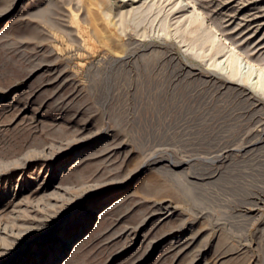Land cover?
Wrapping results in <instances>:
<instances>
[{
    "label": "rangeland",
    "instance_id": "374dc122",
    "mask_svg": "<svg viewBox=\"0 0 264 264\" xmlns=\"http://www.w3.org/2000/svg\"><path fill=\"white\" fill-rule=\"evenodd\" d=\"M193 1L264 26V0ZM123 3L0 0V264H264V86L173 0Z\"/></svg>",
    "mask_w": 264,
    "mask_h": 264
},
{
    "label": "bare ground",
    "instance_id": "6f19581e",
    "mask_svg": "<svg viewBox=\"0 0 264 264\" xmlns=\"http://www.w3.org/2000/svg\"><path fill=\"white\" fill-rule=\"evenodd\" d=\"M126 1H130V2L132 1L133 3L134 1H138V0H112V1L106 0V9L112 10L115 7H120L121 6L120 4ZM173 3H174L173 6L179 10L178 12H183V15L185 14L186 16L189 17L192 16L191 18H193V21L197 23L195 34L198 35V37L200 38L201 44L206 46L208 45V47H210L213 50L214 55H218V58H221L215 61V64L219 66L220 70L229 73V74L226 73L225 74L228 76L231 75V77L234 74L235 75L241 74L243 80L244 79L249 80L251 78H255V80L254 81L252 80L253 82L251 83L253 88L264 86V58L263 60L262 59L259 60L253 56L249 57L247 55L248 56L247 57L245 55V51L241 50L242 45L236 44V40H235L236 38L235 32L237 33L239 32V33H245L247 36H249V38L255 39L256 41H258V44L263 43L264 26L261 27L263 30L260 28V26H255V25L235 26L234 30H230L229 27L225 32L224 30H222L223 32L222 31L220 32V30L218 29V23L215 20L208 19L205 23L203 22L204 24L200 21L201 18L207 19V17L203 16V11L200 9V7L197 6V4L193 0H173ZM1 12L2 13H0V17L3 15L4 11L2 10ZM8 27L9 24L7 23L4 26V28L0 30V34L6 29H8ZM252 75L253 77H251ZM134 192H130V194L132 195ZM120 200H123L122 196ZM108 209H110V207ZM103 217L104 216L101 215L100 222L103 219ZM97 229L98 228H96V230ZM94 232L95 230H93L90 235H92ZM90 235H88V237ZM76 247L77 245L75 246L74 251H77ZM64 259H65L64 264L70 261L69 258H64Z\"/></svg>",
    "mask_w": 264,
    "mask_h": 264
}]
</instances>
